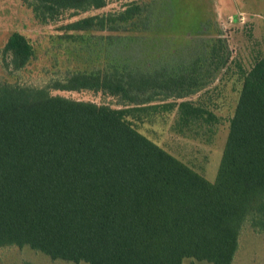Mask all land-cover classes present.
Listing matches in <instances>:
<instances>
[{"label": "trees", "instance_id": "1", "mask_svg": "<svg viewBox=\"0 0 264 264\" xmlns=\"http://www.w3.org/2000/svg\"><path fill=\"white\" fill-rule=\"evenodd\" d=\"M109 1L22 0L39 25L65 20L52 47L74 59L102 56L63 70L55 57L37 80L28 37L15 31L2 49L0 249L71 264H233L246 227L264 235V55L239 65L211 182L140 128L175 114L176 134L210 142L222 118L206 96L232 63L227 40L202 41L175 63L143 64L130 34L150 29L149 8L114 0L125 2L120 10L84 15ZM54 91L93 92L115 105Z\"/></svg>", "mask_w": 264, "mask_h": 264}, {"label": "rangeland", "instance_id": "2", "mask_svg": "<svg viewBox=\"0 0 264 264\" xmlns=\"http://www.w3.org/2000/svg\"><path fill=\"white\" fill-rule=\"evenodd\" d=\"M137 1L149 8L151 19L150 29L130 34L135 38L132 43L133 53L143 64L175 63L191 56L202 41L218 37L225 38L229 44L233 56L230 68L219 75L206 96L210 100L211 109L222 118L215 126V135L210 142L207 136L190 138L176 134L172 130L175 114L140 128L151 140L213 182L228 134V119L233 114L241 87L239 65L249 68L255 56L264 55V0ZM124 3L110 0L105 8L84 15L120 10ZM62 23L65 20L47 26L39 25L22 0H0V60L2 49L15 31L28 37L38 51L39 61L31 67L32 76L37 80L41 77L40 71L54 67L55 57L62 70L90 65L92 60L100 59L101 51H87L74 59L69 50H65V46L60 47V50L52 47L51 37L61 33L59 26ZM0 74H4L1 61ZM53 94L115 105L114 99L88 91H54ZM199 96H192L189 100H196ZM0 264L71 263L52 261L29 249L11 247L0 249ZM186 264L190 262L186 261ZM233 264H264V235L256 234L246 227L240 237L239 250Z\"/></svg>", "mask_w": 264, "mask_h": 264}]
</instances>
